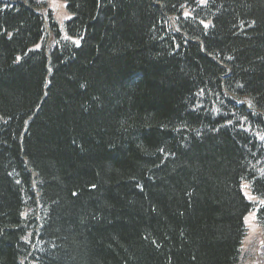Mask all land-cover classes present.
I'll return each mask as SVG.
<instances>
[{
    "label": "trees",
    "instance_id": "16d2710c",
    "mask_svg": "<svg viewBox=\"0 0 264 264\" xmlns=\"http://www.w3.org/2000/svg\"><path fill=\"white\" fill-rule=\"evenodd\" d=\"M64 1L0 0V264H244L264 0Z\"/></svg>",
    "mask_w": 264,
    "mask_h": 264
},
{
    "label": "rangeland",
    "instance_id": "374dc122",
    "mask_svg": "<svg viewBox=\"0 0 264 264\" xmlns=\"http://www.w3.org/2000/svg\"><path fill=\"white\" fill-rule=\"evenodd\" d=\"M46 2L48 9L53 13L54 21L56 22L62 37H68L66 32L65 23L72 17V14L68 11L64 0H42ZM51 35V34H50ZM79 43V39H74ZM242 191L245 197L252 201V198H256L249 187L248 182H242ZM263 203V201L259 202ZM244 223L247 227V234L243 240V256L246 253H253L254 257L246 259L244 264H264V233L257 222V207L248 212L244 217Z\"/></svg>",
    "mask_w": 264,
    "mask_h": 264
},
{
    "label": "bare ground",
    "instance_id": "6f19581e",
    "mask_svg": "<svg viewBox=\"0 0 264 264\" xmlns=\"http://www.w3.org/2000/svg\"><path fill=\"white\" fill-rule=\"evenodd\" d=\"M48 8V7H47ZM184 14V13H183ZM75 38H72V40H74ZM75 41V40H74ZM76 42V41H75ZM41 43V41H35L34 44L32 45V49H37V45ZM246 132H251L252 130L251 129H248V130H245ZM255 196V195H254ZM256 198H252V201H249L251 207H254L256 205L259 204V202L263 201L262 198L258 197V196H255ZM254 209V208H253ZM252 210V209H251ZM250 210V211H251ZM249 211V212H250Z\"/></svg>",
    "mask_w": 264,
    "mask_h": 264
}]
</instances>
